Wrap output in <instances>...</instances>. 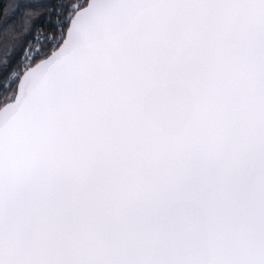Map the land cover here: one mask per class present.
<instances>
[{
    "label": "snow or ice",
    "instance_id": "obj_1",
    "mask_svg": "<svg viewBox=\"0 0 264 264\" xmlns=\"http://www.w3.org/2000/svg\"><path fill=\"white\" fill-rule=\"evenodd\" d=\"M0 9V264H264V0Z\"/></svg>",
    "mask_w": 264,
    "mask_h": 264
},
{
    "label": "rangeland",
    "instance_id": "obj_2",
    "mask_svg": "<svg viewBox=\"0 0 264 264\" xmlns=\"http://www.w3.org/2000/svg\"><path fill=\"white\" fill-rule=\"evenodd\" d=\"M17 3H40L47 2V0H15ZM9 14L11 13V9H8Z\"/></svg>",
    "mask_w": 264,
    "mask_h": 264
},
{
    "label": "trees",
    "instance_id": "obj_3",
    "mask_svg": "<svg viewBox=\"0 0 264 264\" xmlns=\"http://www.w3.org/2000/svg\"><path fill=\"white\" fill-rule=\"evenodd\" d=\"M9 2H10V0H0V9H7L8 10L7 6L9 4ZM0 19H2V18H0Z\"/></svg>",
    "mask_w": 264,
    "mask_h": 264
}]
</instances>
